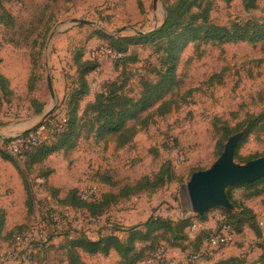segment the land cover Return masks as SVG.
Here are the masks:
<instances>
[{"label":"rangeland","instance_id":"1","mask_svg":"<svg viewBox=\"0 0 264 264\" xmlns=\"http://www.w3.org/2000/svg\"><path fill=\"white\" fill-rule=\"evenodd\" d=\"M173 1L157 0L154 6L153 0H0V13L4 9L14 23L4 26L0 22V74L13 92L7 94L0 88V137L16 136L22 121L34 126L52 107L55 109L43 125L48 134L58 128L67 111L65 96L77 76L73 57L82 54L86 60L102 44H108L97 31L107 36L126 37L161 28L166 20L164 6ZM250 17H264V0H258V8L250 13L245 12L238 1L217 2L211 13L218 24L245 21ZM71 19L86 20L94 25L59 28ZM121 29L123 31L117 33ZM51 33L54 34L49 39ZM201 50L198 58L189 45L180 57L177 74L183 85L171 96L179 107L172 105L171 112L163 117L151 111L148 126L138 131L132 145L116 151L112 142L95 144L92 139L82 140L68 155L59 153L45 161L43 168L53 170L46 182L35 177L38 175L35 167L30 177L34 197L31 213L24 207L25 195L20 181L11 171L1 169L0 208L5 213V224L0 232V264H13L5 260L6 254L15 250L23 234L31 239L37 258L44 259V264H65L56 248L65 235L72 236L73 232L84 233L90 240L110 233L125 240L127 234L123 230L143 224L151 217L173 221L197 217L191 215L184 187L192 170H205L218 158L214 152L218 138L215 125L225 122L234 128L249 115H257L264 109V44L206 46ZM127 56L130 59L137 56V62L127 64L130 94L137 97L140 77H151L150 71L158 61L150 47L141 45L130 47ZM115 61L101 60L97 71L88 76L90 98L117 78ZM47 74L51 77L53 100ZM90 98L81 103L82 110ZM33 100L43 104L42 114L33 115ZM238 154L240 159L235 161L240 164L251 157H264V125L249 136ZM165 161L171 163L181 181L169 183L155 193L131 196L97 219L59 207L47 191L49 185L59 187L63 197L76 189L92 201H99L102 195L118 194L121 187L132 186L141 177H153ZM104 177L116 186H109ZM244 194V189L233 191L235 200L256 215L261 230L259 238L245 227L241 234L233 235L229 244L219 248L211 249L207 239H201V250L198 256H193V240L206 234L211 236L218 230L220 219L225 217L222 211L212 209L205 222L192 221V224H201L198 231L186 229L190 241L185 250L171 249L161 243L146 258L152 259V264H211L236 256L256 260L264 245V197L245 200ZM19 234L22 236L16 237ZM81 257L86 264H119L120 261L114 252L107 257L86 254Z\"/></svg>","mask_w":264,"mask_h":264},{"label":"trees","instance_id":"2","mask_svg":"<svg viewBox=\"0 0 264 264\" xmlns=\"http://www.w3.org/2000/svg\"><path fill=\"white\" fill-rule=\"evenodd\" d=\"M55 1V0H52ZM238 1L247 13L258 8V0H175L165 5L166 20L161 28L145 34L126 37L107 36L101 31L96 34L106 41L108 46L121 57L115 61L114 71L117 78L102 87L101 92L90 98V86L88 76L98 68V62L89 57L84 60L82 54L73 57V66L76 78L73 88L65 97L66 115L58 128L51 129L48 138L36 146L25 149L18 158L6 154L0 149V158L9 163L16 171L25 194L24 207L27 213H31L34 207L33 184L30 177L35 167L38 169L37 179L48 181L53 170L43 168L45 161L52 155L62 153L68 155L78 148L82 140L92 139L95 144L112 142L114 149L121 150L132 142L140 129L148 126L149 118L153 111L156 116L163 117L171 112V106L179 107V103L171 99L175 89L183 85V80L177 74L180 57L189 45L193 46L194 54L199 58L202 55V47H222L230 44L246 43L250 45L264 44V17H250L245 21L232 20L226 24H218L211 18L217 2L231 4ZM0 22L4 26H12V17L1 9ZM83 25V24H80ZM150 47L157 57L158 65L150 71V75L140 77L139 96H131L129 89V73L127 64L137 62V56H127L130 47ZM7 80L0 74V88L7 94L12 92L7 88ZM90 100L81 109V103L85 99ZM33 115L43 112V104H37L34 100ZM144 115V116H143ZM48 126V124H46ZM264 125V109L257 115H249L239 126L230 128L225 122L215 125L218 138L215 141L214 152L219 157L224 144L229 136L243 132V135L234 152V159H240L238 151L247 142L249 136ZM50 126V124H49ZM48 126V127H49ZM6 142V140H0ZM260 158L251 157L243 163ZM42 166V167H41ZM198 170H192L190 176ZM35 179V178H34ZM109 186H116L107 177L103 178ZM181 181L169 161H165L159 171L152 177H141L132 186L121 187L118 194L109 192L101 196L99 201H86L81 198L76 189L70 190L65 196H60V190L47 186L51 198L56 200L59 207L82 212L90 219L103 216L110 207L119 204L129 197H135L142 193H155L165 185ZM244 189L243 198L250 200L264 197V178L251 184L229 187L226 196L234 206L235 211L227 212L219 207L225 215V223L230 227L231 233L241 234L245 227L254 235L261 236L260 225L257 222L253 210L238 203L233 197V191ZM212 210V209H211ZM192 218L177 219L149 218L143 224L123 230L127 237L121 240L114 233L101 236L97 240H90L84 233L73 232L72 236L65 235L62 243L57 246L65 264H86L81 255L107 257L114 252L120 259L119 264H146L150 258H146L154 252L161 243L167 244L171 249L185 250V245L190 241L186 235V229L191 227L192 221L205 222L207 214ZM5 224V213L0 208V232ZM233 224V225H232ZM193 225V224H192ZM220 228V225H219ZM23 234V233H22ZM25 234H23L24 236ZM18 235L16 237H20ZM15 237V238H16ZM198 236L191 243L194 247V255L201 250L202 240L207 238ZM14 238V241L16 240ZM32 244L34 253L28 264H43L44 259L39 260L37 250ZM190 244V245H191ZM41 250V249H40ZM211 264H264V245L261 246V254L254 261H248L245 257L236 256L219 260Z\"/></svg>","mask_w":264,"mask_h":264},{"label":"water","instance_id":"3","mask_svg":"<svg viewBox=\"0 0 264 264\" xmlns=\"http://www.w3.org/2000/svg\"><path fill=\"white\" fill-rule=\"evenodd\" d=\"M154 6L157 0H153ZM165 19V17H164ZM94 25L82 19H71L68 23L62 24L59 28L67 25ZM58 27L54 29L57 30ZM123 29L119 30L120 33ZM54 33H51L50 38ZM50 97L55 98L51 77H46ZM55 107L47 110L45 114L32 126L29 130L19 134L25 135L37 130L52 114ZM243 135L239 132L227 138L221 155L205 170L194 172L187 183L184 190L189 203L190 212L193 216H202L205 212L222 208L226 211H234V206L229 202L226 196V190L229 187L238 185L251 184L261 178H264V157H260L244 164L237 163L234 159V152Z\"/></svg>","mask_w":264,"mask_h":264},{"label":"built area","instance_id":"4","mask_svg":"<svg viewBox=\"0 0 264 264\" xmlns=\"http://www.w3.org/2000/svg\"><path fill=\"white\" fill-rule=\"evenodd\" d=\"M94 53L92 55V58L95 59L98 63L103 59L110 58L112 61H114L121 57V55L111 49L107 44H102ZM47 138L48 130L44 125H42L37 130L31 133L25 135H16L12 138H8L6 142H1L0 146L6 154L12 157H17L25 149L36 146L40 142L47 140ZM81 198L86 201H92L88 196L81 195ZM225 221V217H222L220 219V228H218V230L210 236L208 242L209 248H219L229 244L232 241L233 234L231 233L230 227L225 223ZM200 227L201 224L194 223L189 228V231H198ZM28 240V235H25L22 239L18 240L19 242H17L15 250L8 252V254H6L5 260L13 264H28L31 258V254L34 253L31 244L32 241L30 239L28 242ZM156 259L158 260L159 258L157 257ZM146 264H152V259L147 260Z\"/></svg>","mask_w":264,"mask_h":264},{"label":"crops","instance_id":"5","mask_svg":"<svg viewBox=\"0 0 264 264\" xmlns=\"http://www.w3.org/2000/svg\"><path fill=\"white\" fill-rule=\"evenodd\" d=\"M3 76V75H2ZM4 77V76H3ZM5 78V77H4ZM6 79V78H5ZM9 90L12 92V90H11V88H9ZM13 93V92H12ZM30 128H32V126L29 124V122L27 123V122H24V121H22V125L20 126V128L18 129V130H16V132H15V135H19V134H21V133H23V132H25V131H27V130H29ZM6 139H8V138H3V137H0V140H6ZM0 143H1V141H0ZM0 149H2V147L0 146ZM3 150V149H2ZM16 158V157H15ZM1 169L2 170H8V171H11V173H12V175L14 174L16 177H17V179L19 180V178H18V176H17V173H16V171H15V169L9 164V163H7V162H4L1 158H0V179H1V177H2V174H1ZM1 181V180H0ZM20 181V180H19ZM49 184V183H48ZM20 187H22V185H21V181H20ZM52 187H54V188H56V189H59V187H56V186H52ZM22 190H23V187H22ZM23 193H24V191H23ZM25 195V194H24ZM33 264H35V263H33ZM44 264V263H43Z\"/></svg>","mask_w":264,"mask_h":264}]
</instances>
